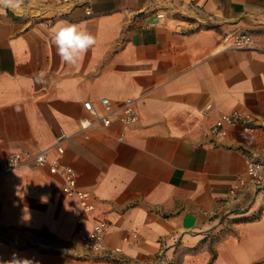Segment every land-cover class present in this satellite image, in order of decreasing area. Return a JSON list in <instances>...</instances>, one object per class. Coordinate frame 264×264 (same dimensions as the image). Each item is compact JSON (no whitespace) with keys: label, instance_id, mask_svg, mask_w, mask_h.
<instances>
[{"label":"crops","instance_id":"0c3cea01","mask_svg":"<svg viewBox=\"0 0 264 264\" xmlns=\"http://www.w3.org/2000/svg\"><path fill=\"white\" fill-rule=\"evenodd\" d=\"M91 8L59 13L50 0H24L0 10V260L264 264V192L230 194L248 156L264 159V0H91ZM61 21L96 37L76 67L51 43ZM242 32L250 44L234 46ZM101 97L132 101L139 120L123 140L116 121L80 130L84 101ZM232 110L250 112L254 127L211 138ZM46 148L50 162L74 168L93 211L48 164L8 169L12 153ZM95 218L108 223L110 256L80 255Z\"/></svg>","mask_w":264,"mask_h":264},{"label":"built area","instance_id":"2783aa9c","mask_svg":"<svg viewBox=\"0 0 264 264\" xmlns=\"http://www.w3.org/2000/svg\"><path fill=\"white\" fill-rule=\"evenodd\" d=\"M50 3L57 8L59 13L70 12L76 7H82L86 14H91V0H50ZM162 17L163 13H158ZM251 36L242 32L233 37V45L237 47L247 46L251 42ZM84 109L87 115L80 119V130L87 132L96 127L107 128L113 122H118L122 132L118 139L123 140L124 133L132 128L139 120L138 113L131 100H125L114 105L108 97H101L99 104L95 105L91 100L84 101ZM241 126L245 130H251L253 118L250 112L241 110H232L221 114L209 129L208 134L213 139H219L226 135L229 128ZM87 136V134H85ZM66 135L60 134L54 144L58 157L64 153V141ZM58 158L54 161L48 160V148L37 152L17 151L8 158V169L16 168L24 163L33 162L36 165H49L53 173H60L65 183L66 193L77 197L83 211L90 213L94 209V204L89 191L80 188L77 184V174L71 166H60ZM251 188L255 193L264 192V159L254 156H248L246 159L245 172L236 177L235 183L230 188V194L233 198L238 197L240 192ZM108 223L103 219H94L90 231L80 235V242L83 251L81 256H110L114 251L109 250L105 245V235L107 233ZM163 261V264H168Z\"/></svg>","mask_w":264,"mask_h":264},{"label":"clouds","instance_id":"9594fccd","mask_svg":"<svg viewBox=\"0 0 264 264\" xmlns=\"http://www.w3.org/2000/svg\"><path fill=\"white\" fill-rule=\"evenodd\" d=\"M24 0H0V10L22 8ZM51 43L57 50L61 62L76 67L84 59L88 50L96 45V37L85 25L61 21L50 30ZM43 76V73L40 74ZM39 79V78H38ZM24 219H28L27 216ZM0 264H33V260L19 257L13 253L12 258L0 260ZM38 264V262H36Z\"/></svg>","mask_w":264,"mask_h":264}]
</instances>
